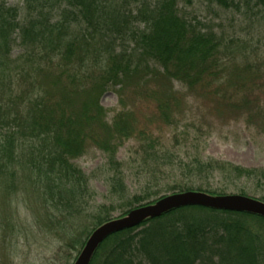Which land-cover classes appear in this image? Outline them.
<instances>
[{"label":"trees","instance_id":"16d2710c","mask_svg":"<svg viewBox=\"0 0 264 264\" xmlns=\"http://www.w3.org/2000/svg\"><path fill=\"white\" fill-rule=\"evenodd\" d=\"M195 1L201 0H27L25 18L18 7L0 3V190L7 204L14 203V214L0 221L1 239L18 231L15 198L21 193L31 198L22 202L32 210L30 216L61 236L75 235L88 222L91 235L115 220L113 205L93 213L87 203L93 195L88 177L73 161L89 147L107 153L115 174L110 184L126 196L116 154L132 139L139 144L144 162L137 170L146 178L144 189L123 204L120 218L166 197L160 196L164 187L172 195L214 197L226 195L213 186L217 179L230 186L253 179L264 188V170L205 157L200 137L191 141L195 152L189 162L168 169L176 166L168 165L174 155L158 150L150 130L137 131L131 111L119 112L109 123L99 103L109 87L156 81L150 98L157 102L158 119L177 126L182 100L174 83H179L196 98L208 93L234 114L243 112L264 132V101L244 102L264 87V62L237 61L210 27L189 22L180 6ZM203 1L241 9L238 0ZM245 2L248 10L261 8L264 19V0L254 7ZM16 47L20 53L13 57ZM205 123L213 124L207 116ZM177 171L188 181L179 180ZM238 192L248 197L243 189ZM12 251L4 264H12ZM90 264H264V218L199 206L174 209L112 235Z\"/></svg>","mask_w":264,"mask_h":264},{"label":"rangeland","instance_id":"374dc122","mask_svg":"<svg viewBox=\"0 0 264 264\" xmlns=\"http://www.w3.org/2000/svg\"><path fill=\"white\" fill-rule=\"evenodd\" d=\"M26 1L0 0V3L18 7L21 9V18H25L29 11ZM245 1H237L236 4H239L241 9H223L203 0L195 1L191 6L181 4L180 8L182 15L189 22L196 20L210 27L222 39L224 47L237 61L243 63L247 59L253 64L264 62V19L260 12L262 10L261 8L248 10L245 7ZM247 1L251 3V7L256 6V0ZM57 10L58 8H55V11ZM257 12L260 13L259 16ZM19 53V47H16L13 57L18 56ZM152 66L159 68L155 63H152ZM91 80L93 79H88V81ZM46 85L45 88H48ZM157 85L156 81H152L148 86L131 85L122 90L119 87H109L98 97L100 105L107 112V122L111 123L121 111H131L137 119V131H140V128L150 130L159 142L158 150H167L175 156L170 158L168 165L176 166H170L168 169L176 170L181 162L188 163L189 154L192 155L195 152L192 151L191 141H195V137H200V151L205 157L227 161L246 169L264 170V132L256 120H253L256 126L254 127L250 124L247 115L242 114L243 112L234 114L235 112L229 111L225 104H223L225 107L220 106L218 98L215 99L208 93L196 98L190 95L183 85L174 83L177 95L182 100L180 109L176 112L179 123L177 126H166L158 119L157 102L150 98V90L156 91ZM245 101L263 102L264 87L251 91ZM173 111H175L174 106ZM204 115L212 119L213 124L205 123ZM177 135L180 137L175 142ZM170 154L169 157H171ZM116 162L124 174L126 196L115 191L110 184V179L115 175L114 168L104 151L97 147H89L82 157L73 161L88 177L89 187L93 194L92 197H87V203L91 206L90 211L95 213L94 211L102 205L105 207L113 205L115 212L112 216L120 219L124 213L123 204L144 189L146 178L138 173L139 169L137 170V165H143L144 162L137 140L132 139L118 147ZM177 177L181 181H188L180 171H177ZM213 186L226 191V195H238V190L243 189L250 198L257 200L264 198V188H260L258 182L253 179L237 181L235 186H230L222 179H217ZM163 189L160 196L172 195L171 192L165 191L166 187ZM27 198L31 200L25 193L15 198L27 210L19 205V225L16 228L18 231L12 234L7 232V236L0 238L5 246L2 247L0 243V264H4L11 250L14 254L10 258L12 264H75L92 235L88 233L92 223H86L83 228L76 231L75 235L69 233L67 237L66 235L61 236V233L45 228L43 222H37L30 216L33 215L32 210L22 203L28 201ZM13 204L10 201L7 204V197L0 190V221H3L6 213L10 216L14 214ZM3 235L4 233L0 232V237Z\"/></svg>","mask_w":264,"mask_h":264},{"label":"water","instance_id":"95a60500","mask_svg":"<svg viewBox=\"0 0 264 264\" xmlns=\"http://www.w3.org/2000/svg\"><path fill=\"white\" fill-rule=\"evenodd\" d=\"M199 206L231 212H246L264 218V202L242 195L210 196L200 192H185L167 196L157 203L132 210L126 217L98 227L87 241L75 264H90L96 251L112 235L139 226L174 209Z\"/></svg>","mask_w":264,"mask_h":264}]
</instances>
